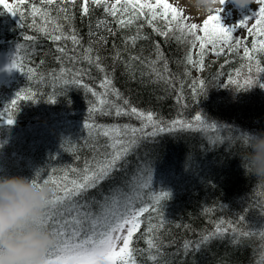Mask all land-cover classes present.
I'll return each instance as SVG.
<instances>
[{
    "label": "trees",
    "instance_id": "trees-1",
    "mask_svg": "<svg viewBox=\"0 0 264 264\" xmlns=\"http://www.w3.org/2000/svg\"><path fill=\"white\" fill-rule=\"evenodd\" d=\"M7 2L14 5L16 13L0 6V56L8 65L20 45L18 59L23 72L8 70L7 79L0 82V174L32 178L41 171V183L51 178L61 187L71 188V181L80 182L85 169L94 170L112 153L113 139L102 135L103 128L128 125L139 129L146 123L134 115H115L114 107H123L124 100L151 112L164 127L183 121L197 128L200 125L195 117L200 115L208 125L217 127L166 131L150 137L153 129L149 125L138 132L142 137L138 146L119 162L112 177L74 198L75 210L63 218L71 220L77 212L81 218L87 214L83 239L92 235L91 219L102 217L109 202L124 203L131 198L136 209H152L156 207L154 197L168 192L170 196L158 205L159 212L149 210L140 217V228L130 245L132 264H264V178L246 174L240 156L245 149L241 132L264 130V87L258 85L264 83V71H260L264 69V52L252 51L249 59L243 51L245 43L251 50L255 34L243 37L239 48L233 44V51H228V44L220 46L217 50L224 48L221 55L208 53L207 47L200 70L186 61L189 51L194 61L200 59L199 41L191 47L190 35L175 32L167 38L159 36L143 16L122 27L120 15L106 14L102 7L90 4L89 14H82L80 0L74 7L49 6L42 0ZM33 4L49 9L52 18L60 16L64 34L74 29L80 43L54 42L38 31L44 20L39 15L33 17ZM65 6L71 21H63L58 12ZM100 20L106 25L97 29ZM138 25H143L139 34ZM154 25L164 27L159 19ZM137 35L149 39L137 38L133 43L129 37ZM29 36L36 39L27 40ZM173 36L180 37V42ZM156 43L167 61V71L163 60L153 63L157 60ZM90 45L92 63L84 59L83 51ZM57 46L65 48V53H58ZM97 54L105 71L95 65ZM61 68L78 75L82 83L65 88L53 77L54 72L60 76ZM105 75L119 90V97L111 86L101 87ZM249 79L251 86L246 84ZM200 80L205 82L203 89ZM20 89L34 94L36 101H18L16 108H10ZM49 96H55L56 101L48 102ZM101 99L107 104L100 105ZM93 106L103 111L91 112ZM9 112L14 119L11 125L6 124ZM89 124L95 127H85ZM146 173L151 181L140 188L141 179L147 180ZM217 226L227 229L225 235L197 249L202 236ZM71 228L69 224V231ZM149 240H154L159 251L149 247ZM185 243L191 248L186 249ZM153 255L156 261L151 259Z\"/></svg>",
    "mask_w": 264,
    "mask_h": 264
},
{
    "label": "snow or ice",
    "instance_id": "snow-or-ice-1",
    "mask_svg": "<svg viewBox=\"0 0 264 264\" xmlns=\"http://www.w3.org/2000/svg\"><path fill=\"white\" fill-rule=\"evenodd\" d=\"M23 3V0H19ZM42 3L45 5H54V4H63V5H76L77 0H42ZM226 0H221V4H225ZM258 5V11L252 13V15L244 17L240 20L237 25L225 26L221 20L220 12L223 9H218L215 14L209 15L203 19L202 25L196 22H189V18L185 16V11L178 8L175 4L170 2V0H115V2L109 3V0H80V9L82 14H89V5L96 7H102L106 14L111 16L120 15L118 23L122 27H126L135 23L141 16H143L144 21L152 27L153 32L159 36H164L167 38L169 35L174 34L175 32L181 33L182 36L190 35L192 40L190 41V46L195 47L196 41H199L200 48V59L194 61L192 58L191 51H189L186 56V61L188 65H193L198 67L200 70H203V56L204 51L207 47L211 46V50L215 55H221L224 52V48L221 47L217 50L216 45L218 42L228 44V51H233V44L237 48L240 47L241 39H233V33L237 28H244L247 26V22L250 19H255V24L251 27H248V35L251 37L253 34L257 39L252 41L251 50L249 49L247 43L244 44V55L249 59L252 58V51H262L264 52V0H256ZM0 6H3L7 9L8 12L15 14L14 5L7 2V0H0ZM147 10V11H145ZM68 7H60L58 9L59 13H62L63 21H71L72 17L69 15ZM32 14L33 17L39 15L44 20V25L38 29L44 33L49 39L54 42H59L61 40H71L73 44L78 45L80 43V38L76 35L75 30L73 29L69 34H64L65 26L61 22V17L57 16L52 18V12L47 8H37L35 4L32 5ZM198 18V17H195ZM159 19L163 22V29L154 25V21ZM101 25H106V21L100 20L96 24V28L99 29ZM143 25H138L137 33L139 34L140 29ZM105 31H110L105 27ZM203 32V36L198 35L197 33ZM137 38L149 39V37H139L132 36L129 39L135 43ZM178 42H180V37H175ZM27 40L36 39V37L29 36L26 37ZM101 42H104V38H100ZM20 45H16V51L11 57V62L6 65V68L10 71L12 69H17L23 72L22 64L18 59V51ZM154 47L157 49L156 56L157 60L153 63H158L161 60L164 61V70L167 71L168 64L166 59L163 57L162 50L160 49L159 43H156ZM56 51L58 53H65V48L57 46ZM85 52L84 59L93 62V48L90 45L87 49L83 50ZM119 54H117L118 58ZM61 57H57L60 59ZM71 59V58H70ZM133 60H139V57H132ZM95 65L101 71H105L103 66L100 63V57L97 54L94 58ZM32 69H29L31 72ZM260 71H264L261 69ZM69 78H64L65 76ZM54 78L61 80L63 86L67 88L70 85H80L82 83L78 75H72L68 73L67 69H60V76L57 77L56 73H53ZM163 78V77H161ZM200 88H204L205 82L200 80ZM253 82L249 79L246 81V84L251 86ZM261 87H264V83L258 84ZM112 87V92L116 97L120 96L119 90L112 85V81L105 75L101 87ZM87 89V85H83ZM89 91H91L89 89ZM65 93H61L63 95ZM92 95H96L95 92ZM36 101L34 94L28 92L25 89H20L16 94L15 98L10 101V108H16L18 106V101ZM55 96H49L48 102H55ZM100 105H106L107 101L101 99L99 101ZM123 107L116 105L114 107L115 115H134L142 121H146L143 124L142 128H130L128 125L113 126L111 128H103L102 135L105 137H111L113 143L111 148L113 149L112 153L109 156H106L101 162H99L95 169H85V174L82 177L80 182L75 180L71 181L72 187L68 188L67 186L61 187L57 181L52 180L51 178L43 180L42 183L49 184L51 183L53 187L51 188V195L46 206L42 209L41 214L38 218L39 223L42 227L49 229L54 236V243L47 250L45 257L42 261V264H132V249L130 247L132 243V237L140 228V217L143 213L149 210L160 211L158 205L160 201L164 198L170 196V193L165 192L160 196L154 197L156 207L152 209L146 207L135 208L134 203L131 198H127L124 203L119 201H112L105 205L106 211L102 217L92 218L90 221V229L92 235L84 236L82 225L87 221V214L83 215L77 212V216L69 219H64V216L70 215L74 208V198L84 195L89 189L95 188L98 186V182L107 180L112 177L114 171L118 168L119 162L127 157V155L138 146L142 137L137 136L138 132L143 131L144 128H147L151 125L153 131L148 135L150 137L157 136L158 133L162 132H172V131H183L187 130H197L202 131L204 126L215 129L217 125L211 124L208 125L205 120L202 119L200 115L195 117V120L198 122L200 127L194 128L191 123L185 124L183 121H172L171 124L167 127L162 126L163 121H158L154 118L151 112H146L138 109L137 107H132L127 100L123 101ZM91 112L103 111L102 108H96L93 106L90 109ZM108 114H111L110 112ZM3 115V114H0ZM14 123L11 112L8 114L6 124L11 125ZM85 127L93 128L95 125H85ZM230 131V129H229ZM240 138L246 144L247 135L243 132L240 134ZM215 143V141H213ZM147 180L141 179L140 188L147 187L148 182L151 181V175L145 174ZM41 171L36 173L35 181L36 183L40 182ZM139 191V189H138ZM60 217V219H57ZM161 226L163 221L161 220ZM69 224L72 225L71 230L69 231ZM81 227H77V226ZM97 228H102V231H96ZM126 228V235L124 231ZM153 227H149V231H153ZM227 232V229H222L219 226L215 231L210 232L202 236L201 240L195 245L198 249L203 245L209 243L215 238H219ZM119 233V234H118ZM242 235H247L243 233ZM71 237H75V241ZM234 242L235 237L233 238ZM122 241V246H118V242ZM149 247L156 248L159 251V246L154 243V240H149ZM184 247L186 249L191 248L189 243H185ZM55 256V259L51 257ZM153 261L157 260V256L153 255L151 257Z\"/></svg>",
    "mask_w": 264,
    "mask_h": 264
},
{
    "label": "clouds",
    "instance_id": "clouds-1",
    "mask_svg": "<svg viewBox=\"0 0 264 264\" xmlns=\"http://www.w3.org/2000/svg\"><path fill=\"white\" fill-rule=\"evenodd\" d=\"M229 2V0H226ZM239 11L256 0H230ZM178 8L206 18L223 8L221 0H173ZM247 142L241 156L246 174L264 178V130L245 132ZM23 175L0 174V264H42L54 236L42 227L39 216L51 195L45 183Z\"/></svg>",
    "mask_w": 264,
    "mask_h": 264
},
{
    "label": "rangeland",
    "instance_id": "rangeland-1",
    "mask_svg": "<svg viewBox=\"0 0 264 264\" xmlns=\"http://www.w3.org/2000/svg\"><path fill=\"white\" fill-rule=\"evenodd\" d=\"M7 1H11V0H7ZM114 0H109V2H113ZM151 2H155V0H151ZM170 2L173 3V0H170ZM223 11L220 12L221 15V22L225 25V26H233V25H237L239 23L240 20L244 19V17L246 16H251L253 12L258 11V5L257 3H253L252 5L249 6L248 9H244L242 12L237 10L232 3L230 2H226L223 5ZM187 14V16L189 17L190 22H196L198 24L202 25V21H203V17H199V18H195V16H193L192 14H189L187 12H185ZM215 14V13H213ZM255 24V19H250L247 22V26L244 28H237L236 31L233 33V39H240L242 37H248V27H250V25ZM198 35L203 36V32H199L197 33ZM222 45H226V43H221L218 42L216 45V48L218 49L220 46ZM208 53L211 52L212 55L214 54L211 50V46L208 47ZM6 63L3 57L0 56V81H5V79H7L8 76V69L6 68ZM119 234V233H118ZM124 235H126V228L125 231L123 233ZM118 246H122V241L118 242ZM56 258V257H55ZM52 258V259H55Z\"/></svg>",
    "mask_w": 264,
    "mask_h": 264
}]
</instances>
